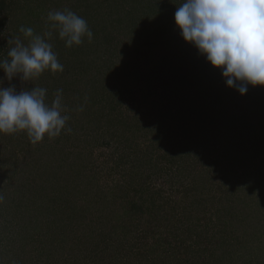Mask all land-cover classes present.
<instances>
[{
	"label": "rangeland",
	"instance_id": "obj_1",
	"mask_svg": "<svg viewBox=\"0 0 264 264\" xmlns=\"http://www.w3.org/2000/svg\"><path fill=\"white\" fill-rule=\"evenodd\" d=\"M183 2L0 3V59L23 26L63 65L0 86L62 90L69 117L36 144L0 134V264H181L198 243L203 264H264V86L226 85L180 35ZM65 9L91 41L65 46L47 18ZM12 188L35 201L4 210Z\"/></svg>",
	"mask_w": 264,
	"mask_h": 264
},
{
	"label": "clouds",
	"instance_id": "obj_2",
	"mask_svg": "<svg viewBox=\"0 0 264 264\" xmlns=\"http://www.w3.org/2000/svg\"><path fill=\"white\" fill-rule=\"evenodd\" d=\"M47 18L66 47L81 45L84 37L92 39L87 21L71 10L50 11ZM174 21L183 40L221 71L229 88L245 95L249 86H264V0H184L176 8ZM19 32L23 39L17 36L8 41L14 46L0 59V70L9 81L18 75L24 81L34 80L46 70L63 72L53 45L45 38L51 32L41 36L23 26ZM46 92L42 87L18 92L15 86H0V134L26 131L33 144L45 135H60L69 119L62 90H57L51 104L46 102Z\"/></svg>",
	"mask_w": 264,
	"mask_h": 264
},
{
	"label": "trees",
	"instance_id": "obj_3",
	"mask_svg": "<svg viewBox=\"0 0 264 264\" xmlns=\"http://www.w3.org/2000/svg\"><path fill=\"white\" fill-rule=\"evenodd\" d=\"M4 2V0H0V3H3ZM66 155H64V157H65ZM58 167H60V165H58ZM68 172V171H67ZM69 172L71 173V171L69 170ZM64 178L63 177H61L57 182H58V186H61V187H63V183H62V181L61 180H63ZM51 180V179H50ZM54 182V181H53ZM245 185H247V184H245ZM50 186L52 187L53 186V183L52 182H50ZM11 187V184H9V188ZM11 192L12 193H14V194H12L13 196H12V198H10L9 196H8V198L6 197V198H2L1 200L2 201H5V203L3 204V208H4V210L6 209V208H12V207H15V206H20V204H19V202H18V199H20L22 202H25L26 201V203L28 204V202L29 201H31L30 202V204H32L35 200H30L32 197H30L27 193H25V192H23V191H21V190H18V188H15V189H13L12 188V190H11ZM21 192H22V194H21ZM25 197V198H24ZM18 198V199H17ZM34 198V197H33ZM16 199V200H15ZM23 199H25V201L23 200ZM7 203V204H6ZM153 206H155V204H152ZM27 209V208H26ZM25 209V210H26ZM157 209V208H156ZM157 210H159V209H157ZM171 211H173V210H171ZM171 211H169V210H165V217H167V215H169V216H171L172 215V212ZM21 212H19V214H20ZM21 217H23V213L21 214ZM198 245H199V243H198ZM197 245V247H196V249H194V247L192 248V253L190 254V257H181V264H203V263H201L200 261H199V259H197V256H198V254H199V252L201 251V248L199 247ZM189 248V247H188ZM172 250L173 251H177V249L176 248H172ZM193 255V256H192Z\"/></svg>",
	"mask_w": 264,
	"mask_h": 264
}]
</instances>
